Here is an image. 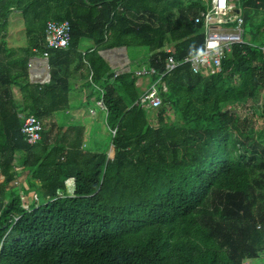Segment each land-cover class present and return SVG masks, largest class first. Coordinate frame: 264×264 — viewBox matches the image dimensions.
Returning a JSON list of instances; mask_svg holds the SVG:
<instances>
[{"label":"trees","instance_id":"1","mask_svg":"<svg viewBox=\"0 0 264 264\" xmlns=\"http://www.w3.org/2000/svg\"><path fill=\"white\" fill-rule=\"evenodd\" d=\"M241 3L260 44L235 45L220 76L185 64L163 77L167 45L177 62L203 48L202 0H0V264H264V0ZM49 22L70 24L68 47H47ZM82 39L97 48L83 54ZM121 47L131 63L146 56L115 76L99 51ZM45 52L50 82L32 84L29 61ZM144 68L156 74L137 77ZM139 79L165 83L159 108L141 105ZM72 84L106 107L112 160L58 116ZM29 115L43 127L36 145L22 133ZM19 179L35 193L28 208Z\"/></svg>","mask_w":264,"mask_h":264},{"label":"built area","instance_id":"2","mask_svg":"<svg viewBox=\"0 0 264 264\" xmlns=\"http://www.w3.org/2000/svg\"><path fill=\"white\" fill-rule=\"evenodd\" d=\"M241 0H202V5L206 10L195 18L197 24H202L205 30V43L200 52L187 57L182 62H177L174 58V49L167 47L164 49L169 56L166 60V72L171 74L180 66L189 65L192 72L196 75L210 77L220 76L223 72V61L233 52V47L245 43V19L241 8ZM46 42L49 48H66L71 42L70 24H56L49 22L46 30ZM264 58V48H261ZM44 58L48 60V53H44ZM31 67V63L29 65ZM156 70L142 69L136 71L137 77L152 76ZM158 83L163 87L158 88ZM167 92V88L161 79L154 83L140 103L147 108H159L162 105V94ZM95 114L94 111H91ZM43 130L41 122L34 115H29L22 128V133L30 145H36L42 138ZM115 134V131H113ZM68 185V183H67ZM28 208V206L26 207Z\"/></svg>","mask_w":264,"mask_h":264},{"label":"rangeland","instance_id":"3","mask_svg":"<svg viewBox=\"0 0 264 264\" xmlns=\"http://www.w3.org/2000/svg\"><path fill=\"white\" fill-rule=\"evenodd\" d=\"M262 17H264L263 14H261ZM256 27L249 25L247 28H245L246 34H245V41L247 40H251L252 42L256 43V44H260L261 42L256 40L253 36V32H255ZM14 45H17V42H12ZM138 54L136 56V61L131 63V59H130V63L128 62V58L125 56V53L123 52L120 55H117V59L115 60L114 68L111 67L110 63L108 61H106V59L103 57V59L109 64V66L116 70V68L121 71V67L124 71V68H129L130 69H135L136 63L140 62L142 60L145 59L146 56V51L144 49H139L138 50ZM124 58L126 59L125 61ZM43 64V67H41V65ZM30 77L29 80L30 82H32V84H43L44 81L47 79V77L49 76L50 73V67L47 66L46 62L44 60H42V62H40V64H37V62L34 60L31 62V67H30ZM32 78V79H30ZM145 79H142V81L144 82ZM85 83V82H84ZM84 83L82 85H84ZM142 82L138 81V85L142 86ZM73 87L75 88V92L72 94L71 98H70V106H71V110L67 111V112H63L60 113L58 116L59 117H63V120H67V122L69 123H73L75 125H81L84 127V145L83 147H87V151L90 153L92 151L96 152L98 150L102 151V152H106L109 159L111 160V158H113L114 156V149L111 146L112 141H111V132L106 124L105 121V113H103L101 108L96 107L95 102H92L91 100H94L93 98L97 99L98 96L96 93H91L90 90L84 86L83 92L78 91V85L79 84H72ZM88 93V94H87ZM23 95L27 96L28 92L27 90H25L24 92H22ZM16 95H18V93H16ZM93 95V96H92ZM80 96H82L80 98ZM88 96H91L88 98ZM264 97V94H263ZM25 105H30L32 107L31 104V99L30 97H25L24 101ZM252 104H247L244 106H238L237 107V111L242 115V116H247L249 113L252 114V108H251ZM92 107L96 110V113L98 115V118H95V114L91 115L90 110H92ZM255 109V108H253ZM95 110H93L95 112ZM255 111V116L257 119V123L262 126L264 124V121L261 120L260 115L257 112V110ZM175 114L174 112H171V117H174ZM155 126L157 125V121H154ZM258 125V126H259ZM51 131H52V127L50 125ZM69 127H63V128H59L57 127L56 129H54L51 133H49L50 136H53L54 134H56V132L58 130H60V133H69L68 131H70V129H68ZM0 134L1 137L0 138V144H6V142H4L3 138H6L4 130L0 129ZM82 147V148H83ZM19 172H22V169L18 170ZM4 180L3 176H0V183H2ZM68 186L70 188V192H71V185H73V180H70L67 182ZM28 184L29 182L27 180L24 179H19L17 182L14 183L13 189L17 190L21 188V185H23V187H25L28 190V195H24L23 200H24V204L27 207L30 203H31V198L35 197V193L28 188ZM42 202V201H41Z\"/></svg>","mask_w":264,"mask_h":264},{"label":"crops","instance_id":"4","mask_svg":"<svg viewBox=\"0 0 264 264\" xmlns=\"http://www.w3.org/2000/svg\"><path fill=\"white\" fill-rule=\"evenodd\" d=\"M245 34H246V31H245ZM205 35V34H204ZM14 37V38H16L17 36L15 35V34H12V35H10L9 34V39L11 38V37ZM244 37H245V35H244ZM15 39H12L11 41H14ZM14 45V44H13ZM47 47L49 48V46L47 45ZM167 47H170V48H173L174 49V51H175V48H174V46L173 45H167L165 48H167ZM97 48V46H96V44H95V42L93 41V40H91V39H82L81 41H80V45H79V50L83 53V54H87V53H90V52H92L93 50H95ZM121 48H123V47H121ZM165 48H163L162 50H164ZM49 49H57V48H49ZM58 49H63V48H58ZM120 48H113V49H105V50H101V51H99V55L103 58H105L106 59V61H108L109 63H110V65H111V67L112 68H114V63H115V60L118 58L117 57V55H120V54H122L124 51L123 50H119ZM48 53V52H47ZM125 53V52H124ZM175 53V52H174ZM125 56L128 58L127 60H128V62L130 63V59H129V57H128V53H127V51H126V53H125ZM49 53H48V60H46V58H44V55L43 56H40V57H33V58H31L30 59V61H29V65H30V63L32 62V61H36L37 62V64H40V62H42V60H44L45 62H46V64H47V66L48 67H50L49 66ZM126 59L124 58V60L123 61H125ZM41 67H43V64L41 65ZM117 69V68H116ZM29 70H30V66H29ZM116 71H119L118 69L116 70ZM30 73V72H29ZM30 79H32V78H30ZM47 80H48V77H47ZM138 81H141L143 84H142V87L145 89V88H147L148 86H150V84H151V80L150 79H145L144 80V82L142 81V79H139ZM32 83V82H31ZM160 84V83H159ZM80 85H81V83H80ZM137 85H138V83H137ZM161 85V84H160ZM139 86V85H138ZM158 86V85H157ZM80 87V86H79ZM149 88V87H148ZM158 88L160 89V90H162L163 89V87H162V85H161V87H159L158 86ZM167 88V87H166ZM167 91H168V89H167ZM264 94V93H263ZM94 100H91L92 102H97V101H95L96 99L95 98H93ZM93 108V107H92ZM103 113H105V110H104V112ZM92 115V114H91ZM106 115V114H105ZM95 117H97L98 115H94ZM1 137H4V136H1L0 135V138ZM3 139H5V140H3L4 142H6V138H3ZM113 158H111V160H112Z\"/></svg>","mask_w":264,"mask_h":264},{"label":"clouds","instance_id":"5","mask_svg":"<svg viewBox=\"0 0 264 264\" xmlns=\"http://www.w3.org/2000/svg\"><path fill=\"white\" fill-rule=\"evenodd\" d=\"M129 71H130L129 65H128V68H126V69L124 68V71H123V69H122V67H121V71H116V75H115V76H118L120 73H125V72H129ZM50 78H51V76H50V73H49L48 80L46 79V80L44 81L43 84H47V83H49V82H50ZM96 106L99 107V108H101L103 112H104V110H105V112H106V107L104 106V104H103L102 101L97 102V103H96ZM93 110H95V109L92 108V110H90V113H91V111H93ZM91 114H92V113H91ZM92 115H94V114H92ZM95 115H97L96 110H95ZM68 181H70V180H68ZM68 181H67V182H68ZM71 186H74V180H73V185H71Z\"/></svg>","mask_w":264,"mask_h":264},{"label":"water","instance_id":"6","mask_svg":"<svg viewBox=\"0 0 264 264\" xmlns=\"http://www.w3.org/2000/svg\"><path fill=\"white\" fill-rule=\"evenodd\" d=\"M119 50H123L126 53L127 48L126 47H123V48H120Z\"/></svg>","mask_w":264,"mask_h":264}]
</instances>
